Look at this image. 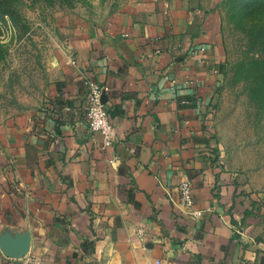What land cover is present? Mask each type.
Returning a JSON list of instances; mask_svg holds the SVG:
<instances>
[{"label": "crops", "instance_id": "0c3cea01", "mask_svg": "<svg viewBox=\"0 0 264 264\" xmlns=\"http://www.w3.org/2000/svg\"><path fill=\"white\" fill-rule=\"evenodd\" d=\"M163 6L77 21L67 85L2 144L0 241L28 235L41 264H264L260 226L207 157L225 59L215 17L199 0ZM86 78L105 88L109 148L83 124ZM186 177L201 219L177 205ZM22 262L0 247V264Z\"/></svg>", "mask_w": 264, "mask_h": 264}, {"label": "rangeland", "instance_id": "374dc122", "mask_svg": "<svg viewBox=\"0 0 264 264\" xmlns=\"http://www.w3.org/2000/svg\"><path fill=\"white\" fill-rule=\"evenodd\" d=\"M174 1L0 0V158L8 130L45 109L55 88L62 92L67 85L61 51L72 44L77 21L100 23L145 7L164 11L163 4ZM199 5L215 17L225 51L214 71L209 166L218 171L217 181L222 175L230 180L243 221L260 226L264 241V0Z\"/></svg>", "mask_w": 264, "mask_h": 264}, {"label": "built area", "instance_id": "2783aa9c", "mask_svg": "<svg viewBox=\"0 0 264 264\" xmlns=\"http://www.w3.org/2000/svg\"><path fill=\"white\" fill-rule=\"evenodd\" d=\"M202 52L205 48L201 49ZM200 62L205 63V59ZM71 63L75 64L72 60ZM86 88L85 96V124L91 132L100 133L103 136L104 147L109 148L113 145L116 137V129L110 120L109 110L107 105L103 102V95L105 88L97 81L86 78L84 81ZM188 103V102H186ZM69 111L70 108L65 109ZM177 205L182 209V214L201 219L203 211L196 209L193 198V184L189 177H186L179 186ZM139 238L142 240L145 237L144 231L138 232ZM23 264H41L42 259L35 255L27 256L23 259ZM157 264H161L159 261Z\"/></svg>", "mask_w": 264, "mask_h": 264}, {"label": "water", "instance_id": "95a60500", "mask_svg": "<svg viewBox=\"0 0 264 264\" xmlns=\"http://www.w3.org/2000/svg\"><path fill=\"white\" fill-rule=\"evenodd\" d=\"M103 102L107 103V96L104 93ZM0 247L4 254L10 258L24 259L29 253L30 241L28 235H19L16 239L3 237L0 241Z\"/></svg>", "mask_w": 264, "mask_h": 264}, {"label": "trees", "instance_id": "16d2710c", "mask_svg": "<svg viewBox=\"0 0 264 264\" xmlns=\"http://www.w3.org/2000/svg\"><path fill=\"white\" fill-rule=\"evenodd\" d=\"M69 111H71V109Z\"/></svg>", "mask_w": 264, "mask_h": 264}]
</instances>
